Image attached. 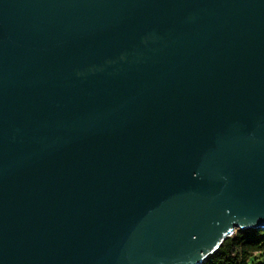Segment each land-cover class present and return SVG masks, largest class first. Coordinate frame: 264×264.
<instances>
[{
  "label": "water",
  "instance_id": "1",
  "mask_svg": "<svg viewBox=\"0 0 264 264\" xmlns=\"http://www.w3.org/2000/svg\"><path fill=\"white\" fill-rule=\"evenodd\" d=\"M264 231V0H0V264H205Z\"/></svg>",
  "mask_w": 264,
  "mask_h": 264
},
{
  "label": "trees",
  "instance_id": "2",
  "mask_svg": "<svg viewBox=\"0 0 264 264\" xmlns=\"http://www.w3.org/2000/svg\"><path fill=\"white\" fill-rule=\"evenodd\" d=\"M264 254V231H239L229 237L205 264H253Z\"/></svg>",
  "mask_w": 264,
  "mask_h": 264
},
{
  "label": "rangeland",
  "instance_id": "3",
  "mask_svg": "<svg viewBox=\"0 0 264 264\" xmlns=\"http://www.w3.org/2000/svg\"><path fill=\"white\" fill-rule=\"evenodd\" d=\"M237 232H239V231H235V233H237ZM253 264H264V254L257 255L255 260H254V262H253Z\"/></svg>",
  "mask_w": 264,
  "mask_h": 264
}]
</instances>
